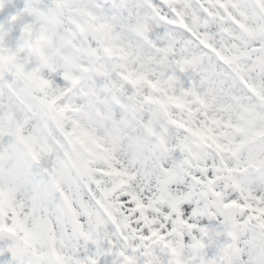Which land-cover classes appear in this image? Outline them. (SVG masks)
I'll return each instance as SVG.
<instances>
[{"label": "clouds", "instance_id": "1", "mask_svg": "<svg viewBox=\"0 0 264 264\" xmlns=\"http://www.w3.org/2000/svg\"><path fill=\"white\" fill-rule=\"evenodd\" d=\"M25 2L0 0V264H264V0Z\"/></svg>", "mask_w": 264, "mask_h": 264}, {"label": "snow or ice", "instance_id": "2", "mask_svg": "<svg viewBox=\"0 0 264 264\" xmlns=\"http://www.w3.org/2000/svg\"><path fill=\"white\" fill-rule=\"evenodd\" d=\"M34 10H37V11L42 10L40 8L39 0H26V2L24 4V7H23V11L31 12V11H34ZM17 11H21V9H17ZM49 11H50V9H49ZM8 19L15 20L16 19V13L14 12V13L10 14Z\"/></svg>", "mask_w": 264, "mask_h": 264}, {"label": "rangeland", "instance_id": "3", "mask_svg": "<svg viewBox=\"0 0 264 264\" xmlns=\"http://www.w3.org/2000/svg\"><path fill=\"white\" fill-rule=\"evenodd\" d=\"M6 2H7V0H6Z\"/></svg>", "mask_w": 264, "mask_h": 264}]
</instances>
